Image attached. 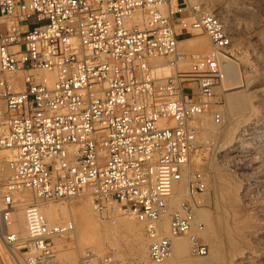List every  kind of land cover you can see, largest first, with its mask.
<instances>
[{
    "label": "built area",
    "instance_id": "1",
    "mask_svg": "<svg viewBox=\"0 0 264 264\" xmlns=\"http://www.w3.org/2000/svg\"><path fill=\"white\" fill-rule=\"evenodd\" d=\"M199 35L207 55L180 49ZM236 60L231 29L203 0H0L5 244L26 250L25 264H60L54 240L76 225L42 209L89 196L97 213L118 209L144 226L152 264H169L183 237L207 258L198 212L210 175L195 155L204 120L224 123V65ZM20 207L26 239L12 231ZM79 264L116 260L86 250Z\"/></svg>",
    "mask_w": 264,
    "mask_h": 264
},
{
    "label": "rangeland",
    "instance_id": "2",
    "mask_svg": "<svg viewBox=\"0 0 264 264\" xmlns=\"http://www.w3.org/2000/svg\"><path fill=\"white\" fill-rule=\"evenodd\" d=\"M203 1L210 8L225 7L223 15L231 24L236 62L243 85L256 86L259 83L257 79L264 75V0H215L216 3L213 2L214 0ZM37 25L35 18L22 22L24 28H34ZM200 44L206 45L208 52L211 51V44L205 35L194 37L179 47L181 50L187 47L188 51H191L190 49ZM227 87L234 89L236 84H228L227 80ZM225 94L223 95V100L226 102L224 123L222 126L214 124L208 136L201 135L202 147L195 155L197 164L210 175L204 201L206 207L199 211L198 215L206 225L205 232L209 235L210 232H214V235H210L213 238L212 242L204 239L210 247L209 256L196 260L200 264H214L212 257L215 258L220 252L219 256L221 255L222 260L220 259L219 264H237L236 249L241 251L244 249L246 260L242 264H264V125L248 123L245 125L243 116L234 117L228 112ZM250 103L255 109L256 116L264 115V108L256 99H251ZM249 118L252 122L257 119L255 116ZM230 145L234 146L231 148ZM248 151L252 153V157L256 156L253 158L254 161L245 157ZM258 166L260 168L257 170ZM20 193L23 196L29 195L33 199L31 191L24 190ZM55 206L56 208L61 206L59 209L64 206L69 207V213L65 218H55L53 222H67L72 219L80 237H84L80 242V251L77 250L78 243L73 240V236L54 240V248L60 264H79L80 257L86 250L97 252L100 256L112 255L116 264H152L148 256L144 226L136 219L124 215L118 209L113 212L106 211L103 215L99 214L94 210L92 200L86 197L76 199L69 204L59 202L51 205V207ZM82 216L85 218L82 219ZM182 240L189 243L187 237H183ZM0 247V264H17L11 255L12 249L17 252L20 259L22 258V264H25L26 250H21L19 253L16 248L7 246L1 230ZM72 252L77 255L75 263L71 261Z\"/></svg>",
    "mask_w": 264,
    "mask_h": 264
},
{
    "label": "bare ground",
    "instance_id": "3",
    "mask_svg": "<svg viewBox=\"0 0 264 264\" xmlns=\"http://www.w3.org/2000/svg\"><path fill=\"white\" fill-rule=\"evenodd\" d=\"M211 1V0H210ZM213 1V0H212ZM215 2V0L213 1ZM212 3V2H211ZM210 3V4H211ZM216 3V2H215ZM212 5V4H211ZM226 6H228L227 4H225ZM214 7V6H213ZM214 10H218V13L221 15V17L223 18V20L225 21L226 25L228 28L231 27V24H229L227 18L224 17L223 12H225V7H217V8H213ZM227 9V8H226ZM226 14V13H225ZM226 16V15H225ZM189 41H184L181 42V44L186 43ZM191 48V47H190ZM210 49V48H209ZM185 52H191V53H197L200 55H207L208 52V47H206V45L204 44H200L196 47H193L192 49H190L191 51H188L189 48L184 47V49H182ZM224 70L226 73V77L228 80V84H236V89L234 90L233 88H228L227 87V80H226V87H227V92H225L226 94V99H227V104H228V112H230L234 117L235 116H243V118H245V120H243L244 124L246 125L251 124V125H259V124H263L264 125V115H260V116H256L255 115V109L253 107V105L250 103L251 99H256L257 103H259L263 108H264V75L261 76L258 80V84L256 86H252V87H246L243 85V81L241 79V75L238 69V63L236 61H228L225 65H224ZM169 72H167L168 74ZM262 74V73H261ZM264 74V73H263ZM229 86V85H228ZM244 88V89H243ZM262 108V109H263ZM251 116H255L254 119L256 120L255 122H252V119H250L249 117ZM232 117V116H231ZM242 119V118H241ZM214 124H212V122L208 119H205L203 122V133H201V135L203 134L205 137L208 136V134L210 133L209 130L212 129V127ZM216 126V125H215ZM236 126V125H235ZM243 129V128H242ZM229 133V131H228ZM201 137V136H200ZM228 137V135L226 136ZM231 137V136H230ZM228 139V138H225ZM202 140V139H200ZM205 140V139H204ZM203 140V141H204ZM206 141V140H205ZM229 140H227L228 142ZM234 141V140H233ZM231 146V145H230ZM234 146V145H233ZM231 146V148L233 147ZM235 149V148H233ZM231 150V149H230ZM248 154L245 155V157L252 161L253 158H255L256 156L252 157V153H250L249 151L247 152ZM236 157V156H235ZM239 157V156H238ZM236 157V158H238ZM235 159V158H234ZM255 160V159H254ZM253 160V161H254ZM260 167H256V169L258 170ZM262 168V167H261ZM180 192L182 191L179 190ZM177 194V198L178 196H181L182 193H176ZM230 196V194H229ZM20 197L22 198V200L29 202L32 200V198L28 195H21L20 193ZM91 199L89 196L86 197ZM177 198L175 199V201L177 200ZM174 201V202H175ZM69 204V203H68ZM235 205V204H234ZM61 206H58V208L55 207H51V205L45 206L43 207L42 211L45 214V216L48 218L49 221L53 222L55 221V218H65L66 215L69 213L68 208L64 206L62 209H59ZM22 209H18L14 215V225L12 227V230H14L19 237L21 238H27L28 237V232H27V228H26V220H25V216H24V210L23 207H20ZM70 210V209H69ZM117 210V209H116ZM71 212V210H70ZM71 214V213H70ZM207 215V214H206ZM118 216V215H117ZM205 216V215H204ZM208 216V215H207ZM206 217V216H205ZM209 217V216H208ZM72 218V217H71ZM82 219H84L85 217L82 216ZM203 218V217H202ZM117 219V217H116ZM72 220V219H71ZM220 221V220H219ZM218 221V222H219ZM65 222V221H64ZM207 222V220H206ZM129 224V223H128ZM131 225V224H130ZM221 225V224H220ZM226 227V226H225ZM228 227V226H227ZM243 227V226H242ZM241 227V230H242ZM247 227V226H246ZM77 228V226H76ZM213 228V227H212ZM236 228V227H235ZM249 229V228H248ZM78 229H76L75 233L73 234V240L76 241L78 244L77 250L80 251V242H82L83 238L80 237V234L77 232ZM226 230V229H225ZM214 231V230H213ZM238 231V230H237ZM243 231V230H242ZM163 232L165 234H167L169 232V225H168V221L166 220L163 223ZM209 233V232H208ZM214 233V232H213ZM210 232V235L213 234ZM229 233V231H228ZM84 235V234H83ZM209 234H207L206 232H204L203 236L204 239L208 242H212L211 239H213ZM214 235V234H213ZM212 235V236H213ZM88 236V235H87ZM86 239V238H85ZM84 239V241H85ZM98 239V238H97ZM100 240V239H99ZM216 240V238H215ZM88 241V240H87ZM235 241V240H234ZM87 243V242H86ZM236 243V242H235ZM88 244V243H87ZM236 245V244H235ZM76 246V245H75ZM1 248V247H0ZM220 248V247H219ZM235 248V247H234ZM242 248V247H241ZM11 249V248H10ZM218 249V248H217ZM216 249V250H217ZM219 250V249H218ZM235 250V249H234ZM244 250V249H243ZM241 251V249H236V253L238 254V262L237 264H242V262H244L245 259V253L244 251ZM5 251L7 252V250L5 249ZM77 251V253H78ZM13 257L15 259V263L17 262V264H22V261L20 259V257L17 255V252H15L13 249L11 250ZM94 252V251H93ZM73 253V252H72ZM95 255H99V253L94 252ZM216 253V252H215ZM7 254V253H6ZM10 254V253H9ZM74 254V253H73ZM72 254L71 257V261H73L75 263L76 259H77V255ZM214 254V253H212ZM220 254V252H219ZM219 254H216V257H212V260L214 261V264H219L220 263V259L222 257L219 256ZM20 255V254H19ZM215 255V254H214ZM12 257V256H11ZM248 257V256H247ZM214 258V259H213ZM6 260V259H5ZM222 260V259H221ZM213 261H211L213 263ZM14 262V260H13ZM72 262V263H73ZM208 262V261H207ZM223 262V261H222ZM169 264H200L195 257H193L190 253V243H188V241H183L182 238L180 239H176L174 241V254L173 257L170 261ZM206 264H210V263H206Z\"/></svg>",
    "mask_w": 264,
    "mask_h": 264
}]
</instances>
